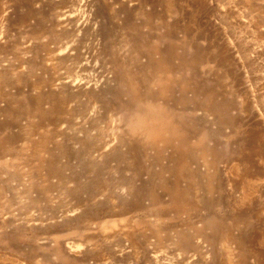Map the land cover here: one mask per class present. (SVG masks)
<instances>
[{
  "label": "rangeland",
  "instance_id": "374dc122",
  "mask_svg": "<svg viewBox=\"0 0 264 264\" xmlns=\"http://www.w3.org/2000/svg\"><path fill=\"white\" fill-rule=\"evenodd\" d=\"M0 264H264V0H0Z\"/></svg>",
  "mask_w": 264,
  "mask_h": 264
},
{
  "label": "clouds",
  "instance_id": "9594fccd",
  "mask_svg": "<svg viewBox=\"0 0 264 264\" xmlns=\"http://www.w3.org/2000/svg\"><path fill=\"white\" fill-rule=\"evenodd\" d=\"M130 131L133 135L142 136L146 140H155L160 136V133L156 131L141 132L139 130H136L135 128H130Z\"/></svg>",
  "mask_w": 264,
  "mask_h": 264
},
{
  "label": "bare ground",
  "instance_id": "6f19581e",
  "mask_svg": "<svg viewBox=\"0 0 264 264\" xmlns=\"http://www.w3.org/2000/svg\"><path fill=\"white\" fill-rule=\"evenodd\" d=\"M122 187V186H121Z\"/></svg>",
  "mask_w": 264,
  "mask_h": 264
}]
</instances>
